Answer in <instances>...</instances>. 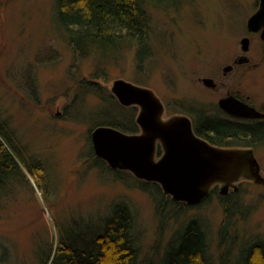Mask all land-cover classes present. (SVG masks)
Here are the masks:
<instances>
[{"label": "rangeland", "instance_id": "374dc122", "mask_svg": "<svg viewBox=\"0 0 264 264\" xmlns=\"http://www.w3.org/2000/svg\"><path fill=\"white\" fill-rule=\"evenodd\" d=\"M259 2L148 4V55L140 61L127 42L75 57L55 20L56 0H0V121L30 165L44 168L32 175L21 163L24 177L0 195V264H43L61 241L96 251L115 207L132 218L139 264H162L191 223L206 237L211 264H236L264 241V184L249 170L230 182L226 195L217 183L201 204L188 206L157 183L112 170L91 141L97 127L136 124L137 108L123 106L112 92L119 79L152 90L164 104V119H220L218 101L229 90L264 110V41L247 29ZM244 37L250 38L246 54ZM240 55L250 63L225 77L224 68ZM204 78L225 88L211 90L199 81ZM236 148L251 149L264 177V140ZM228 200L236 210L222 237Z\"/></svg>", "mask_w": 264, "mask_h": 264}, {"label": "trees", "instance_id": "16d2710c", "mask_svg": "<svg viewBox=\"0 0 264 264\" xmlns=\"http://www.w3.org/2000/svg\"><path fill=\"white\" fill-rule=\"evenodd\" d=\"M170 1L172 0H56L55 20L64 32L75 57L86 55L88 51L104 53L127 42L135 48L138 60L143 61L148 55L147 5ZM108 125L125 133H138V126L131 121L125 124L126 128L116 123ZM196 131L210 142L224 146L252 148L264 140V123L249 125L204 119L197 125ZM21 163L32 175L37 172L42 174L44 170L41 164L30 165L16 146L10 129L0 121V195L14 180L24 177ZM235 210L234 202L228 200L225 203L226 217L221 230L222 237L223 231L227 232L230 227L229 222ZM106 221L105 235L99 237V248L96 251L77 249L74 245L71 247L68 242L61 241L54 256L50 249L42 263L139 264V247L133 236L134 226L129 212L123 207H115ZM170 246L171 250L165 254L162 264H211L206 237L195 223L189 224L176 243ZM249 250L248 256L236 264H264V241L256 242Z\"/></svg>", "mask_w": 264, "mask_h": 264}, {"label": "water", "instance_id": "95a60500", "mask_svg": "<svg viewBox=\"0 0 264 264\" xmlns=\"http://www.w3.org/2000/svg\"><path fill=\"white\" fill-rule=\"evenodd\" d=\"M247 29L250 33L260 32L264 41V0H260L258 10L249 18ZM241 49L245 54L249 52V37L241 40ZM248 61L249 57L242 55L236 64ZM229 70L231 67L225 68V71ZM204 84L211 88L214 80L205 78ZM112 92L123 106L139 108L136 122L140 129L139 133L129 134L100 126L92 132L95 155L112 170L129 171L141 181L157 183L174 202L188 206L201 204L217 183L227 184L221 191L225 194L228 184L247 170L257 183L264 184L260 165L251 150L211 146L195 135L188 117L173 116L164 120V105L152 90L119 79L114 82ZM219 104L222 110L234 116H264L234 98L221 99ZM157 143L163 149L159 159L156 156Z\"/></svg>", "mask_w": 264, "mask_h": 264}, {"label": "flooded vegetation", "instance_id": "af4514ba", "mask_svg": "<svg viewBox=\"0 0 264 264\" xmlns=\"http://www.w3.org/2000/svg\"><path fill=\"white\" fill-rule=\"evenodd\" d=\"M258 33H260V32H258ZM241 56H242V55L237 56V57L233 60L234 65H228V66H227V67H231V70H229V71H225V68H226V67L224 68V70H223V74H224L225 77L227 76L228 72H231V71H233V70L235 69V66H241V64H236V62L238 61L239 57H241ZM247 63H250V59H249V61H248ZM243 64H245V63H243ZM204 79H205V78H204ZM204 79H199V81L202 82V83L204 84ZM210 79L214 80V86L211 87V88H209L207 85L204 84L207 88H209V89H211V90H214V91H216V90H218V89L221 90V89H224V88H225V83H224V82H222V81H220V82H216L215 79H213V78H210ZM224 98H234V99L238 100L239 102L245 103V104H247V105H249V106L255 108V109H256L257 111H259L260 113L264 114V110H263V109L258 110V109L256 108V106L252 105L251 102L248 101V98L244 99L243 95H240V94H239V91H235V92H233V91H230V90H229V91H227V93L225 94V96H223L222 98H220L219 101H218L219 111H220V114L223 116V117H221L219 120H226V121H230V122H234V123H238V124H249V125H252V124H253V125H257V124H259V123H264V116L261 117V118H248V117L234 116V115H231V114L225 112L224 110H222V108L220 107V104H219V103H220V100H221V99H224ZM163 105H164V104H163ZM135 108H137V111H138V112H137V115H138V113H139V108H138L137 106H135ZM164 114H165V107H164ZM200 114L202 115V113H199V115H200ZM137 115H136V118H137ZM175 116H185V115H175ZM185 117H188V116H185ZM198 117H200V116H198ZM170 118H171V117H170ZM188 118H189V117H188ZM201 118H202V117H201ZM163 119H164V116H163ZM168 119H169V118H168ZM189 119H190V118H189ZM164 120H167V119H164ZM190 120H191V119H190ZM135 121H136V119H135ZM196 123H197V124H194V122L191 120V124H192L193 131H194L195 135H196L198 138L202 139L203 141L207 142L208 144H210L211 146H214V147H216V148H222V149H228V148H229L230 150H237V149H238V148H236L237 146H235V145L224 146V145H217V144H214V143L210 142L209 140H207L206 138L202 137L201 135H199V134L197 133L196 129H197V125L200 123V121H199V123H198V122H196ZM136 124H137V122H136ZM137 126H138V124H137ZM138 132H140L139 126H138ZM240 149H241V148H240ZM249 150H251V149H249ZM162 153H163L162 146H161L159 143H157V146H156V156H157V159L161 158ZM220 184H222V188L220 189V192H221L222 189H223V187H224L225 185H227V184H224V182H223V183H220ZM213 188H217V185L212 186L211 190H212ZM229 188H230V185L228 184V190H227L226 193L229 192Z\"/></svg>", "mask_w": 264, "mask_h": 264}]
</instances>
